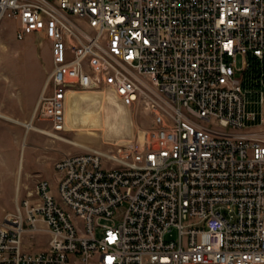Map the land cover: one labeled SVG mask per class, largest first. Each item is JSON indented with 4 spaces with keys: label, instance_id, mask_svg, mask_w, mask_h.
Masks as SVG:
<instances>
[{
    "label": "built area",
    "instance_id": "obj_1",
    "mask_svg": "<svg viewBox=\"0 0 264 264\" xmlns=\"http://www.w3.org/2000/svg\"><path fill=\"white\" fill-rule=\"evenodd\" d=\"M7 18L51 42L37 110L53 131L74 92L152 121L18 195L0 264H264V0H0Z\"/></svg>",
    "mask_w": 264,
    "mask_h": 264
},
{
    "label": "rangeland",
    "instance_id": "obj_2",
    "mask_svg": "<svg viewBox=\"0 0 264 264\" xmlns=\"http://www.w3.org/2000/svg\"><path fill=\"white\" fill-rule=\"evenodd\" d=\"M18 27L9 18L0 25V220L15 211L18 195L26 198L35 190L39 179L48 178L57 187V160L89 147L109 150L130 142L152 121L140 103L128 109L109 92H74L67 106L66 130L53 131L37 110L53 68L51 42L40 34L19 39ZM237 64H243L241 55ZM33 118L35 127L29 130L26 124ZM46 240L47 236L37 235L33 249L46 248Z\"/></svg>",
    "mask_w": 264,
    "mask_h": 264
},
{
    "label": "bare ground",
    "instance_id": "obj_3",
    "mask_svg": "<svg viewBox=\"0 0 264 264\" xmlns=\"http://www.w3.org/2000/svg\"><path fill=\"white\" fill-rule=\"evenodd\" d=\"M90 92H95V93H98V94H100V93L104 94V93H108V92H109L110 94H112V95L118 97V98L121 100L122 104L125 105L126 107H128L126 104L123 103L122 99H121L118 95H116L114 92H112V91H110V90H106V91H90ZM115 102H117V101L115 100ZM117 103H118V102H117ZM119 104H121V103H119ZM128 109H129V107H128ZM66 125H67V109H66ZM64 140H65V141H68V142H70V143H73V144H75V145H80V143H78V142H76V141H74V140H70V139H64Z\"/></svg>",
    "mask_w": 264,
    "mask_h": 264
},
{
    "label": "snow or ice",
    "instance_id": "obj_4",
    "mask_svg": "<svg viewBox=\"0 0 264 264\" xmlns=\"http://www.w3.org/2000/svg\"><path fill=\"white\" fill-rule=\"evenodd\" d=\"M227 47V46H226Z\"/></svg>",
    "mask_w": 264,
    "mask_h": 264
}]
</instances>
